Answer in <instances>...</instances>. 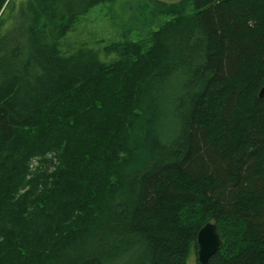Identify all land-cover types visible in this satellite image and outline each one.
Returning <instances> with one entry per match:
<instances>
[{"label": "trees", "instance_id": "1", "mask_svg": "<svg viewBox=\"0 0 264 264\" xmlns=\"http://www.w3.org/2000/svg\"><path fill=\"white\" fill-rule=\"evenodd\" d=\"M10 1L0 264H189L208 222L209 264H264V0H140L111 61L43 37L104 0Z\"/></svg>", "mask_w": 264, "mask_h": 264}, {"label": "rangeland", "instance_id": "2", "mask_svg": "<svg viewBox=\"0 0 264 264\" xmlns=\"http://www.w3.org/2000/svg\"><path fill=\"white\" fill-rule=\"evenodd\" d=\"M22 0H11L5 4L4 17L5 26L10 24L15 15L18 4ZM140 0H104L98 5L92 7L86 14L81 15L72 23L64 35L59 36L58 26L62 23L56 19L50 23L44 31V40L53 41L58 37L60 48L64 53H72L80 48H93L99 52L103 61H111L116 57L115 54L106 53L103 48L124 38V35L133 39H147L146 31L137 33L133 29L127 33V22L134 20L137 15L138 2ZM174 1V0H171ZM164 20L162 19V22ZM158 23V21H157ZM158 25L152 26V29H158ZM151 29V28H150ZM60 37V38H59ZM198 254L193 249L189 257V264H197Z\"/></svg>", "mask_w": 264, "mask_h": 264}, {"label": "water", "instance_id": "3", "mask_svg": "<svg viewBox=\"0 0 264 264\" xmlns=\"http://www.w3.org/2000/svg\"><path fill=\"white\" fill-rule=\"evenodd\" d=\"M264 95V85L260 89L259 96ZM221 244V237L215 222H208L199 230L197 235L198 260L202 264H209L210 258L214 255Z\"/></svg>", "mask_w": 264, "mask_h": 264}]
</instances>
